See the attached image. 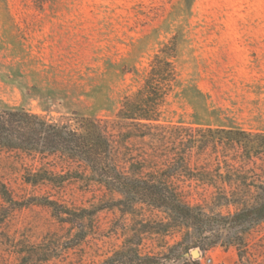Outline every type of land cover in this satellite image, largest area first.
Instances as JSON below:
<instances>
[{
	"label": "rangeland",
	"instance_id": "obj_1",
	"mask_svg": "<svg viewBox=\"0 0 264 264\" xmlns=\"http://www.w3.org/2000/svg\"><path fill=\"white\" fill-rule=\"evenodd\" d=\"M173 37L177 84L160 124L179 127L182 135L191 129L199 139H224L187 151L188 171L180 160L182 172L171 170L188 204L205 214L203 234L190 230L185 240L196 247L175 259L168 250L181 235L170 231L144 233L139 251L168 255L162 264H264V219L242 227L229 223L237 213L252 215L264 197V154L249 156L226 135L203 132L264 134V0H0V110L103 122L121 166L136 172V164L145 162V174L162 173L166 157L151 153L157 143L122 140L126 128L116 114L123 99L142 86L154 54ZM183 148L174 140L160 147L171 153ZM35 172L52 183L25 184L23 176ZM88 176L58 155L0 151V182L15 200H34L17 210L0 201V264H99L143 229L141 221L164 217L146 206L121 213L112 207L116 197ZM44 198L72 211H91L83 241H71L73 232L40 203ZM193 250L197 258L190 256Z\"/></svg>",
	"mask_w": 264,
	"mask_h": 264
},
{
	"label": "trees",
	"instance_id": "obj_2",
	"mask_svg": "<svg viewBox=\"0 0 264 264\" xmlns=\"http://www.w3.org/2000/svg\"><path fill=\"white\" fill-rule=\"evenodd\" d=\"M177 50V39L173 37L154 54L142 86L132 96L123 99L116 114L118 122L126 128L123 134L118 132L122 135V140L136 138L144 141L147 138L151 144L157 143L151 153L155 159L163 155L166 157L168 165L162 173L145 174L143 172L145 162L136 164L138 166L136 172H128L129 168L121 166L114 154V136L103 122L77 114L63 121H55L47 120L22 108L0 110V151L33 156L58 155L80 165L89 173L88 181L114 195L116 198L112 200V207L121 213L133 214L138 206H146L163 214L164 217L158 221H141L143 229L133 232L119 250L99 264H162L164 260L170 259L168 255L161 259L151 254L140 253L139 246L144 233L157 236H165L170 231L180 233L181 240L168 250L174 253L175 259L188 254L190 248L196 247L195 244L191 247L190 244H185L190 230H194L198 236L203 234L205 214L188 204L182 192L173 184L171 170L178 169L180 160L183 171H188L187 151L190 153L194 148L202 151L205 143L213 138L207 136L199 139L192 135L191 129L182 135L181 128L164 127L160 124L166 98L177 84L175 66ZM203 132L208 135L215 133L226 135L225 139L230 145H237L249 156L252 153L264 154V134L211 128H206ZM222 139L224 138L213 139L212 143L215 145ZM168 140L177 141L178 145L184 147L183 152L162 151L160 147ZM177 171L182 172L180 168ZM61 178L62 181L65 179L64 176ZM50 181L52 183L53 180L40 172L27 173L23 176V182L33 187ZM0 201L8 204L12 210H17L32 205L34 200H15L7 187L0 182ZM39 201L51 208L54 217L61 224L68 225L70 232H73L72 242L83 241L87 234L84 223L92 215L91 211L84 209L72 211L47 198ZM263 219L264 197L255 205L252 215H247L246 212L237 213L230 218L229 223L242 227L248 220L257 223ZM177 248H181V252L175 253ZM40 257L44 256H38V261H43ZM189 264L198 263L189 260Z\"/></svg>",
	"mask_w": 264,
	"mask_h": 264
},
{
	"label": "water",
	"instance_id": "obj_3",
	"mask_svg": "<svg viewBox=\"0 0 264 264\" xmlns=\"http://www.w3.org/2000/svg\"><path fill=\"white\" fill-rule=\"evenodd\" d=\"M198 251H196V250H193L192 252H191V254H190V256L191 257H193V258H197L198 257Z\"/></svg>",
	"mask_w": 264,
	"mask_h": 264
},
{
	"label": "built area",
	"instance_id": "obj_4",
	"mask_svg": "<svg viewBox=\"0 0 264 264\" xmlns=\"http://www.w3.org/2000/svg\"><path fill=\"white\" fill-rule=\"evenodd\" d=\"M211 261H210V259H207L205 262H204V264H209Z\"/></svg>",
	"mask_w": 264,
	"mask_h": 264
}]
</instances>
